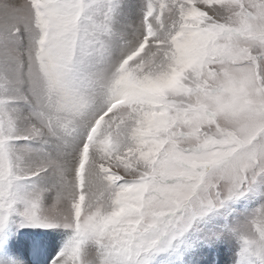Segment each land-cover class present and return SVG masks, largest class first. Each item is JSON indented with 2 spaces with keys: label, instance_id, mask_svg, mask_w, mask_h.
<instances>
[{
  "label": "snow or ice",
  "instance_id": "snow-or-ice-1",
  "mask_svg": "<svg viewBox=\"0 0 264 264\" xmlns=\"http://www.w3.org/2000/svg\"><path fill=\"white\" fill-rule=\"evenodd\" d=\"M0 264H264V0H0Z\"/></svg>",
  "mask_w": 264,
  "mask_h": 264
}]
</instances>
